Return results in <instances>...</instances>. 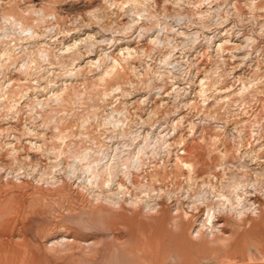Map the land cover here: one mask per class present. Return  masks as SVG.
<instances>
[{"label": "rangeland", "instance_id": "374dc122", "mask_svg": "<svg viewBox=\"0 0 264 264\" xmlns=\"http://www.w3.org/2000/svg\"><path fill=\"white\" fill-rule=\"evenodd\" d=\"M263 94L264 0H0V199L54 222L115 192L227 213L250 194L227 261L264 264ZM187 144L221 165L175 178Z\"/></svg>", "mask_w": 264, "mask_h": 264}, {"label": "bare ground", "instance_id": "6f19581e", "mask_svg": "<svg viewBox=\"0 0 264 264\" xmlns=\"http://www.w3.org/2000/svg\"><path fill=\"white\" fill-rule=\"evenodd\" d=\"M202 151L195 144H187L183 155L176 158L175 178L185 176L184 166L193 167V172L200 179L221 165L216 162L218 158H214L216 161L212 166L203 157ZM112 175V180L102 182L109 183L108 186L103 185L100 190L112 191L117 174ZM131 181L135 187L136 181ZM118 186L122 188L125 184L118 182ZM128 192H131L130 189ZM120 193L98 198L96 204L88 208L84 205L78 215L70 214L73 210L71 206L64 207L65 215L54 222L49 216L35 214L23 203L15 206L14 199L8 203L9 206L5 203L6 199H0V264H229L228 259L243 255L244 230L257 224L245 211L247 205H255L253 199L247 198L250 194L244 199L243 195L236 196V202L230 200L232 206L237 204V207L227 213L221 212L218 203L214 205L206 201L207 204L202 206L192 204L188 211L184 206L188 202L183 200L172 204L160 197L151 205L139 200L128 201L124 196L127 192L122 197H116ZM131 195V198H136L133 193ZM256 202L260 217L264 218V202ZM239 207L242 210L239 211L240 219L231 218ZM9 211L14 215L9 216ZM204 211L205 219L202 216ZM65 221L74 225L75 233L66 230ZM19 224L23 234L15 232ZM41 225L48 228L39 235L38 227ZM90 233L96 237L88 239ZM56 236L60 240H55ZM255 254L260 256L250 254L251 260L264 259V243Z\"/></svg>", "mask_w": 264, "mask_h": 264}]
</instances>
